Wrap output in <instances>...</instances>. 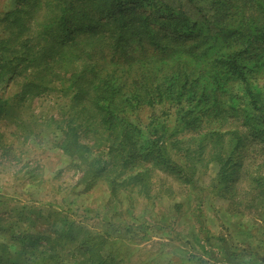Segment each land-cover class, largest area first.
<instances>
[{
  "label": "trees",
  "instance_id": "trees-1",
  "mask_svg": "<svg viewBox=\"0 0 264 264\" xmlns=\"http://www.w3.org/2000/svg\"><path fill=\"white\" fill-rule=\"evenodd\" d=\"M24 1L19 20L32 19L39 41L32 55L0 60V84L7 91L17 85V98L31 102L58 92L68 120H41L30 105L12 120L30 133L41 126L61 131L60 149L80 171L81 194L102 181L121 203L128 189L130 197L151 198L155 172L189 187L199 180L200 168L210 165L217 168L213 184L224 183L231 163L221 151L225 137L233 138L231 146L237 148L246 129L260 140L264 155V87L255 83L258 72L264 74V0H237L238 27L221 31L224 41L213 44L199 25L187 24L183 16L175 19L176 10L162 11L156 0ZM151 16L177 27L163 33ZM106 53L110 58L100 65L97 57ZM11 101L0 96V116L9 112ZM146 112L150 116L144 118ZM227 116L236 119L238 129L211 130L212 121ZM25 118L30 120L26 125ZM184 133L190 139L177 138ZM245 175L251 191L264 195V176ZM6 248L0 244V264L7 263ZM78 255L74 264L121 262L90 236L80 242ZM29 256L23 264H34Z\"/></svg>",
  "mask_w": 264,
  "mask_h": 264
},
{
  "label": "rangeland",
  "instance_id": "rangeland-1",
  "mask_svg": "<svg viewBox=\"0 0 264 264\" xmlns=\"http://www.w3.org/2000/svg\"><path fill=\"white\" fill-rule=\"evenodd\" d=\"M156 1L162 11L176 10L175 19L183 16L189 20L187 24L199 25L208 33L210 44L215 40L222 43L226 32L221 31H233L240 23L237 0ZM25 3L0 0V60L32 55L30 50L39 41L32 19L24 15L23 21L19 20L18 9ZM151 20L163 33L177 27L169 19L151 16ZM109 58L106 53L97 61L104 65ZM2 65L0 72L4 71ZM255 83L264 87L261 70ZM3 88L1 83L0 96L12 99L9 112L0 116V244L7 245L6 264H23L30 253L34 264H56L59 260L74 264L80 258V242L89 236L104 253H113L119 264H264V195L251 191L245 175L254 176L257 171L255 176H264V168H259L264 166V155L257 143L260 140L247 129L241 133L237 148L231 146L233 138L225 137L228 143L224 141L221 151L230 155L231 163L224 183L213 184L217 168L211 165L200 168L199 180L189 187L157 171L151 198V194L130 197L128 189L121 203L111 198L102 181L79 192L85 187L77 184V165L60 149L61 131L41 126L30 133L26 126L21 130L20 121L13 123L25 105H30L41 120L50 116L68 120L66 111H61L64 104L57 91L31 102L29 97L17 98V85L9 91ZM142 116L149 117L150 113ZM171 119L173 127L175 119ZM22 122L26 125L30 120ZM212 124L215 127L211 130L218 133L238 129L232 116ZM87 136L81 134V138ZM190 136L184 133L177 138Z\"/></svg>",
  "mask_w": 264,
  "mask_h": 264
}]
</instances>
